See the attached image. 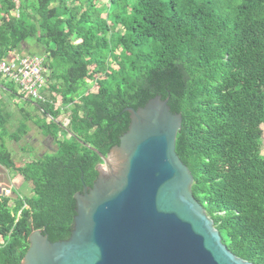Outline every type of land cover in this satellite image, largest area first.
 I'll return each mask as SVG.
<instances>
[{
	"label": "trees",
	"instance_id": "16d2710c",
	"mask_svg": "<svg viewBox=\"0 0 264 264\" xmlns=\"http://www.w3.org/2000/svg\"><path fill=\"white\" fill-rule=\"evenodd\" d=\"M29 44L46 55L44 100L0 77L23 118L12 131L0 99V164L24 191L0 195V264L21 263L33 230L70 236L75 194L127 131L124 109L157 95L183 115L176 151L224 244L264 264V0H0V61ZM28 121L57 148L18 165L7 141Z\"/></svg>",
	"mask_w": 264,
	"mask_h": 264
},
{
	"label": "water",
	"instance_id": "95a60500",
	"mask_svg": "<svg viewBox=\"0 0 264 264\" xmlns=\"http://www.w3.org/2000/svg\"><path fill=\"white\" fill-rule=\"evenodd\" d=\"M130 114L127 131L101 155L91 187L76 193L67 239L30 234L20 264H254L232 253L193 193L176 151L183 115L157 95Z\"/></svg>",
	"mask_w": 264,
	"mask_h": 264
},
{
	"label": "built area",
	"instance_id": "2783aa9c",
	"mask_svg": "<svg viewBox=\"0 0 264 264\" xmlns=\"http://www.w3.org/2000/svg\"><path fill=\"white\" fill-rule=\"evenodd\" d=\"M45 58L40 55H21L11 52L0 61V77L13 83L20 92L32 100H44L42 90L46 87L43 74ZM13 189L5 188L2 194L10 196Z\"/></svg>",
	"mask_w": 264,
	"mask_h": 264
},
{
	"label": "rangeland",
	"instance_id": "374dc122",
	"mask_svg": "<svg viewBox=\"0 0 264 264\" xmlns=\"http://www.w3.org/2000/svg\"><path fill=\"white\" fill-rule=\"evenodd\" d=\"M32 52V53H31ZM36 54V55H40V56H43L44 58L46 57L44 53V48L42 46H36L34 44H29V45H25V47L23 48V50L21 51V53H19L20 55H27V54ZM49 74V72L47 73ZM45 86H47V82L45 84ZM91 88L90 90L91 91H96V85L95 84H90ZM16 88V87H15ZM17 91H19L18 88H16ZM36 113H38L36 111ZM62 121H64V124L67 125L69 120L64 117H62ZM263 130H264V125H263ZM36 137H32L29 140H27L25 138V140L23 139L20 143H15L13 141H10L11 144H13L12 146V153H13V158L15 159V161L17 162V164H23L25 162H27L29 159L33 158L34 157V154H43V153H46V152H50L51 151H55L57 146L56 144L54 143L53 139H51L50 137H45L43 136L41 133H40V130H38V134L35 135ZM23 146V147H21ZM23 149H26L27 153L28 151L29 152H32L33 154H30L31 158H24V155L27 154L26 152H23L24 154H21L20 151ZM262 153L264 154V133H263V146H262ZM21 154V155H20ZM29 157V156H28ZM24 159H28V160H24ZM16 183V187H18V184L21 185V179L19 178L18 181L15 182ZM28 192V191H27ZM14 193L16 195L18 194H22L24 193L23 190H21L20 188L19 189H15ZM15 194H11L10 197H14ZM13 201H11V204Z\"/></svg>",
	"mask_w": 264,
	"mask_h": 264
},
{
	"label": "crops",
	"instance_id": "0c3cea01",
	"mask_svg": "<svg viewBox=\"0 0 264 264\" xmlns=\"http://www.w3.org/2000/svg\"><path fill=\"white\" fill-rule=\"evenodd\" d=\"M17 54L19 56H21L19 53H17ZM0 99L5 101L4 107L11 114V120L9 122V128L12 131H15L16 129H18L21 126L22 121H23L22 108H21L22 106H19L20 105L19 102L22 99L20 97L13 98V97L9 96L6 92L1 91V90H0ZM29 110L31 112H33L34 114H37L36 113V109L33 106H31L29 108ZM27 127H28L27 128L28 133H27V135L24 136L23 139L25 140V138H26L27 140L30 141V139L32 137H36L35 135L38 134V130L39 129L32 121H28L27 122ZM7 145H8V148L11 151H13V149H12L13 144H11L10 141H7ZM21 147H23V146H21ZM23 152L27 153L26 149L22 148L20 153L24 154ZM24 158H28L29 159V158H31V156H30V154L27 153V154L24 155ZM28 159H24V160H28ZM18 180H19V177H16L11 171H8L6 168H4L0 164V195H2L3 189L10 188V187L13 189V194H14L15 189H19L20 186H21V185L18 184V187H16L17 185H16L15 182L18 181Z\"/></svg>",
	"mask_w": 264,
	"mask_h": 264
}]
</instances>
